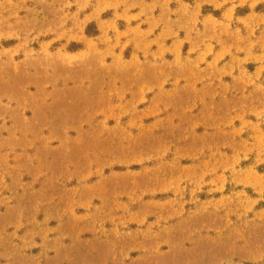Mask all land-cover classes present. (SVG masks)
Here are the masks:
<instances>
[{
    "label": "rangeland",
    "instance_id": "1",
    "mask_svg": "<svg viewBox=\"0 0 264 264\" xmlns=\"http://www.w3.org/2000/svg\"><path fill=\"white\" fill-rule=\"evenodd\" d=\"M0 264H264V0H0Z\"/></svg>",
    "mask_w": 264,
    "mask_h": 264
}]
</instances>
